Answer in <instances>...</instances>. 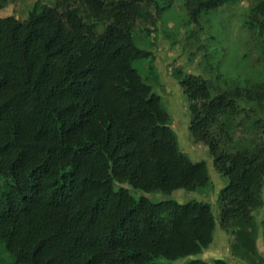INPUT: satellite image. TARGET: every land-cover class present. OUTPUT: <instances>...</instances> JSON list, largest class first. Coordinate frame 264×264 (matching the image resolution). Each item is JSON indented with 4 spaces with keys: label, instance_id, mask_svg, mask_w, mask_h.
I'll list each match as a JSON object with an SVG mask.
<instances>
[{
    "label": "trees",
    "instance_id": "16d2710c",
    "mask_svg": "<svg viewBox=\"0 0 264 264\" xmlns=\"http://www.w3.org/2000/svg\"><path fill=\"white\" fill-rule=\"evenodd\" d=\"M227 1L184 5L199 24ZM171 2L35 1L25 18L0 16V248L9 264H160L202 252L216 224L232 256L264 264V218L254 214L264 204V81L212 93L202 74L175 69L193 141L226 181L216 211L197 198L147 195L210 183L207 160L181 148L162 96L134 66L154 59L135 43L136 22L155 25ZM248 18L263 39L264 0Z\"/></svg>",
    "mask_w": 264,
    "mask_h": 264
},
{
    "label": "rangeland",
    "instance_id": "374dc122",
    "mask_svg": "<svg viewBox=\"0 0 264 264\" xmlns=\"http://www.w3.org/2000/svg\"><path fill=\"white\" fill-rule=\"evenodd\" d=\"M35 1L53 4L55 0H11L0 8V16L14 15L25 18ZM184 1L172 0L166 8L161 9L155 18V25L142 19L136 22L135 43L150 49L154 59L151 56L148 59H136L134 66L153 86L154 91L162 96L181 148L192 159L207 160L210 183L194 191L179 188L169 195L161 192L147 193V195L153 200L171 197L180 202L197 198L209 202L216 211L217 192L226 179L216 173L206 146L193 141L188 130L191 117L187 108L188 100L173 72L179 68L186 73L202 74L208 78L212 93H215L219 87H225L226 83L233 85L236 82L245 84L264 81V36L263 39H259L249 25L250 7L258 0L227 1L203 12L199 24L189 21ZM157 3L164 4L163 0H157ZM148 9L155 12L153 3ZM139 26L148 27L150 34L142 31ZM149 62L153 65L152 70L149 68ZM254 214L257 221L262 223L264 204ZM260 228L257 245L259 252L264 256L263 227ZM191 257L203 260L221 257L230 264H246L231 255L228 235L217 224L211 243L202 252L174 261L156 259V262L181 264ZM12 261L13 257L0 248V264H9Z\"/></svg>",
    "mask_w": 264,
    "mask_h": 264
},
{
    "label": "crops",
    "instance_id": "0c3cea01",
    "mask_svg": "<svg viewBox=\"0 0 264 264\" xmlns=\"http://www.w3.org/2000/svg\"><path fill=\"white\" fill-rule=\"evenodd\" d=\"M232 255V254H231ZM226 260V259H225ZM230 263V262H229Z\"/></svg>",
    "mask_w": 264,
    "mask_h": 264
}]
</instances>
